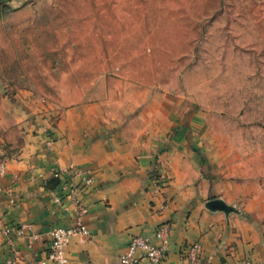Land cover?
I'll list each match as a JSON object with an SVG mask.
<instances>
[{
	"label": "crops",
	"instance_id": "0c3cea01",
	"mask_svg": "<svg viewBox=\"0 0 264 264\" xmlns=\"http://www.w3.org/2000/svg\"><path fill=\"white\" fill-rule=\"evenodd\" d=\"M82 101L69 106L32 92L10 97L0 86V264L13 249L18 264H39L49 232L76 223L64 176L70 164L90 172L94 184L80 192L90 237L66 247L70 264H120L133 236L150 238L171 228V248L162 264H188L180 247L200 243L205 264L264 263V181L229 164L194 130L175 103ZM79 185V179L68 180ZM14 198L17 206H11ZM213 201L224 205L214 209ZM23 225L31 231L6 235Z\"/></svg>",
	"mask_w": 264,
	"mask_h": 264
},
{
	"label": "rangeland",
	"instance_id": "374dc122",
	"mask_svg": "<svg viewBox=\"0 0 264 264\" xmlns=\"http://www.w3.org/2000/svg\"><path fill=\"white\" fill-rule=\"evenodd\" d=\"M0 86L58 106L170 102L264 181V0H5Z\"/></svg>",
	"mask_w": 264,
	"mask_h": 264
},
{
	"label": "built area",
	"instance_id": "2783aa9c",
	"mask_svg": "<svg viewBox=\"0 0 264 264\" xmlns=\"http://www.w3.org/2000/svg\"><path fill=\"white\" fill-rule=\"evenodd\" d=\"M7 166L5 163L0 165V178L6 174ZM56 176H64V189L68 190L67 196H57L55 202L63 204L64 198L70 200L76 208V223L68 228L58 227L49 232L50 246L45 259L39 264H70L66 253V247L75 236L90 237L91 232L84 224L83 219L88 214L87 206L80 199V192L90 188L94 184V178L85 170L78 168L75 164H70L66 171L58 170ZM79 179V185H73L68 180ZM3 189L0 187V192ZM11 206L18 204L14 198L10 199ZM26 231H31L30 239L37 241L39 235L32 231V226L23 225L13 231L10 227H5L6 235L16 234L25 235ZM154 238L159 241L155 244L150 238L144 236H133L129 242L126 252L120 257V264H162L167 258L171 248V228L168 225H162L155 232ZM13 257L7 260V264H18L19 253L13 249ZM180 256L188 264H205L203 258V247L200 243L185 244L180 247ZM245 264H260L246 262ZM264 264V263H263Z\"/></svg>",
	"mask_w": 264,
	"mask_h": 264
},
{
	"label": "water",
	"instance_id": "95a60500",
	"mask_svg": "<svg viewBox=\"0 0 264 264\" xmlns=\"http://www.w3.org/2000/svg\"><path fill=\"white\" fill-rule=\"evenodd\" d=\"M4 2H6L5 0H0V4H3ZM211 206L214 208V209H224V205L221 204L220 202L218 201H213L211 203Z\"/></svg>",
	"mask_w": 264,
	"mask_h": 264
}]
</instances>
